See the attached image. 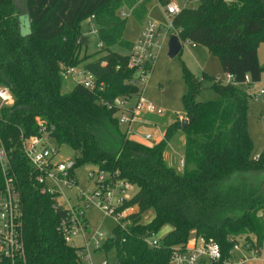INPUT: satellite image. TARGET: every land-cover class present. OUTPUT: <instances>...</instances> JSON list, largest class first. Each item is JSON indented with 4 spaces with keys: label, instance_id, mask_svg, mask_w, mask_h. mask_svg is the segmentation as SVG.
<instances>
[{
    "label": "trees",
    "instance_id": "trees-1",
    "mask_svg": "<svg viewBox=\"0 0 264 264\" xmlns=\"http://www.w3.org/2000/svg\"><path fill=\"white\" fill-rule=\"evenodd\" d=\"M150 1L0 0V85L14 96L13 105L0 116V135L22 201L26 250V261L17 264H82L81 247L67 243L57 230L64 209L56 210L55 198L41 192L21 151L19 136L37 134L36 118L52 130L56 143L76 152V168L92 164L118 172L138 188L125 203L137 207L128 218V230L116 225L101 248L115 252L111 264H168L173 249L193 237L217 243L224 259L233 247L231 238L247 236L264 243V151L257 160L252 157L247 128L250 87L261 81L264 71L258 56L264 43V0H189L197 6L184 7L172 18V34L176 31L183 44L206 47L238 84L220 83L206 73L199 80L184 66L187 91L182 102L189 122L183 128L182 121L174 120L161 141L148 144L127 137L118 122L119 109L102 101L112 105L117 97L138 94V87L129 83L136 70L128 66L133 43L124 38L127 17L121 11L126 7L142 19ZM157 1L163 7L170 2ZM22 14L29 18L27 35L21 32ZM92 17L102 47L81 56L89 42L81 23ZM114 46L128 53H118ZM84 62L102 87L89 90L77 84L62 93L61 66ZM205 78L213 81L218 98L199 102ZM181 137L185 165L180 170L166 162L165 152ZM150 211L153 218L144 223ZM167 225L172 229L160 245L150 247L146 237Z\"/></svg>",
    "mask_w": 264,
    "mask_h": 264
},
{
    "label": "built area",
    "instance_id": "built-area-1",
    "mask_svg": "<svg viewBox=\"0 0 264 264\" xmlns=\"http://www.w3.org/2000/svg\"><path fill=\"white\" fill-rule=\"evenodd\" d=\"M184 7L187 5L180 4L178 0H170L166 5V13L171 18L172 30V18ZM121 16L126 17V11L122 10ZM174 34L178 35L176 31ZM167 39L165 28L151 22L145 24L139 41L133 44L129 52L128 66L136 70L134 78L129 83L138 87V94L117 97L112 105L102 101L105 105L119 109V125L124 128L123 133L130 139L140 141L139 137H143L145 142L156 139L152 132L141 131L142 126L151 123L144 116H163L164 110L148 101L144 93L148 74L155 67ZM99 47H102V43H99ZM60 73L62 77L67 75L81 77L82 80L78 84L89 90L102 87V84L98 85L95 75L84 67L62 65ZM217 81L224 84H238L231 74H226L224 81L221 79H217ZM246 83H250L249 76L246 77ZM252 87L254 84L250 87V93L254 100L264 96V87L257 91H252ZM132 99L135 100L134 104H129ZM13 103L14 96L10 89L0 85V116L3 109ZM184 115H179V118L182 121L188 120ZM36 121L37 134L26 136L21 132L19 136L23 156L33 168L41 192L55 198L54 208L56 210L61 207L65 211L57 230L69 244L74 237L82 236L84 244L78 252L82 264H95L90 251V240L93 241L95 250H101L102 246L97 237L103 236L104 233L98 231L91 238H87L89 222L85 217V209L88 207L99 209L105 217L112 218L121 230L126 231L128 230L129 216L137 210L136 206H125V203L135 195L133 193L135 185L121 178L118 172L111 173L93 169L89 177L94 180V187L87 191H80L77 196L79 203L70 205V199L65 201L63 199L66 191L77 184L76 161L75 159L59 160L58 146L49 143L50 140H54L51 137L52 130L40 118H36ZM258 158L259 156L254 159ZM0 165L4 178V184L0 187V261L8 260L11 264H17L26 261L22 201L15 176L11 171L10 156L1 135ZM184 165V158H182L180 168L183 169ZM160 240L158 234L146 237L147 244L154 248L160 245ZM231 240L233 247L229 252V257L224 259L222 249L217 243L208 242L202 237H193L186 245L173 249L168 264H253L255 260L259 259L264 243L259 245L255 239L250 240L247 236H237ZM101 264L111 263L108 260H103Z\"/></svg>",
    "mask_w": 264,
    "mask_h": 264
},
{
    "label": "rangeland",
    "instance_id": "rangeland-1",
    "mask_svg": "<svg viewBox=\"0 0 264 264\" xmlns=\"http://www.w3.org/2000/svg\"><path fill=\"white\" fill-rule=\"evenodd\" d=\"M187 0H178L182 5L188 7H196L195 2H186ZM123 10L127 14V25L124 32V38L131 42L137 43L141 31L145 24L148 22L155 23L166 29L167 37L159 58L155 63V67L152 72L148 74L147 87L145 89L144 96L146 99L154 103L157 107L164 110L163 116L148 115L144 118L148 119L151 123L142 126V132H152L155 141H148L146 143H157L165 137L167 128L176 121H182L179 115H184V106L182 97L187 91V85L184 79V66L199 80L203 78V73L208 74L211 77L225 80L226 73L222 70L218 57L209 53L208 49L202 45L185 42L182 51L175 57H170L168 54V42L173 35L171 28V18L166 13V8L163 7L157 0H152L147 5V12L142 19H138L133 15L132 10L123 7ZM21 32L24 35L29 34V18L27 14L20 16ZM81 29L84 34L89 38L88 45L83 48L81 56L94 55L100 51L99 37L97 34L98 26L93 20L86 19L81 23ZM114 51L127 54L128 51L120 46H114ZM100 55V54H98ZM259 61L264 66V43H261L258 48ZM93 59L96 56L92 57ZM85 62L80 65L84 67ZM82 80L81 77L67 75L62 78L61 91L62 93L70 92L78 82ZM202 91L197 95L196 100L199 102L216 100L218 94L214 88H212L213 81L210 78L202 80ZM264 87V71L261 76V81L254 84L251 88L252 91H257ZM135 100L129 101V104H134ZM185 116V115H184ZM123 131V127H120ZM247 128L250 137L253 142L252 157L256 158L264 151V96L254 100L249 99L248 111H247ZM141 138V137H139ZM175 141L170 142L169 148L165 152L166 162L177 169H180V161L184 155V138L178 139L177 144ZM49 143L53 146H58L59 156L61 161H67L68 159H74L76 152L67 145H59L55 140H50ZM95 169L92 164H84L75 169L77 184L71 189L66 191L64 201L70 199V205H76L79 203L78 194L80 191H87L94 187V180L90 179L89 175L91 171ZM138 188L135 186L133 193H136ZM153 212L150 211L143 216V222L147 223L153 218ZM85 217L89 222V229L87 232V238H91L95 232L104 233L103 236L97 237L101 246L113 236V231L116 227V222L110 218L105 217L104 214L97 208L88 207L85 209ZM172 229V226L167 225L159 233L161 238ZM74 247H81L84 244L82 236H76L70 243ZM90 251L95 264H101L103 260H108L113 263L116 259L114 251L95 250L93 241L90 240ZM253 264H264V244L258 260H255Z\"/></svg>",
    "mask_w": 264,
    "mask_h": 264
},
{
    "label": "water",
    "instance_id": "water-1",
    "mask_svg": "<svg viewBox=\"0 0 264 264\" xmlns=\"http://www.w3.org/2000/svg\"><path fill=\"white\" fill-rule=\"evenodd\" d=\"M183 49V44L180 40V38L178 37V35L173 34L171 35L169 42H168V54L170 57H175L177 56ZM188 120H184L182 121L183 123V128L188 124ZM264 173V171H262V174ZM264 187V186H263Z\"/></svg>",
    "mask_w": 264,
    "mask_h": 264
},
{
    "label": "crops",
    "instance_id": "crops-1",
    "mask_svg": "<svg viewBox=\"0 0 264 264\" xmlns=\"http://www.w3.org/2000/svg\"><path fill=\"white\" fill-rule=\"evenodd\" d=\"M188 7V6H187ZM140 142H144V143H146L144 140H143V137H141L140 139Z\"/></svg>",
    "mask_w": 264,
    "mask_h": 264
},
{
    "label": "flooded vegetation",
    "instance_id": "flooded-vegetation-1",
    "mask_svg": "<svg viewBox=\"0 0 264 264\" xmlns=\"http://www.w3.org/2000/svg\"><path fill=\"white\" fill-rule=\"evenodd\" d=\"M263 186H264V181H263V185H262V188H264Z\"/></svg>",
    "mask_w": 264,
    "mask_h": 264
}]
</instances>
